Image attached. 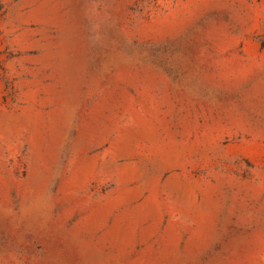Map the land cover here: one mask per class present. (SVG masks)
Returning a JSON list of instances; mask_svg holds the SVG:
<instances>
[{
  "label": "rangeland",
  "instance_id": "obj_1",
  "mask_svg": "<svg viewBox=\"0 0 264 264\" xmlns=\"http://www.w3.org/2000/svg\"><path fill=\"white\" fill-rule=\"evenodd\" d=\"M0 264H264V0H0Z\"/></svg>",
  "mask_w": 264,
  "mask_h": 264
}]
</instances>
